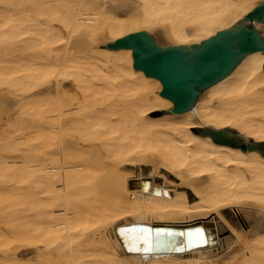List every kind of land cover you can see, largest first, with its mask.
I'll return each instance as SVG.
<instances>
[{
  "label": "bare ground",
  "instance_id": "bare-ground-1",
  "mask_svg": "<svg viewBox=\"0 0 264 264\" xmlns=\"http://www.w3.org/2000/svg\"><path fill=\"white\" fill-rule=\"evenodd\" d=\"M262 1L0 0V264H264V50L176 112L108 46L200 42ZM196 219L212 237L184 250L145 227Z\"/></svg>",
  "mask_w": 264,
  "mask_h": 264
},
{
  "label": "water",
  "instance_id": "water-1",
  "mask_svg": "<svg viewBox=\"0 0 264 264\" xmlns=\"http://www.w3.org/2000/svg\"><path fill=\"white\" fill-rule=\"evenodd\" d=\"M257 21L264 22V1L238 23L200 42L164 45L151 31L142 29L110 41L108 46L132 47L135 66L144 69L148 75L160 78L164 84L162 94L174 100V111L182 112L192 108L205 89L229 75L249 53L264 50V32L257 26ZM205 132L211 133L220 142L243 145L245 148L256 147V144L242 143L225 129ZM207 222L196 219L179 225H144L151 229L149 237L153 238L155 250H184L204 245L212 237L209 234L212 228L204 225ZM127 226L136 228L140 224ZM121 228L123 226H118L119 231ZM196 229H202L203 234L197 235ZM182 232L185 235H180ZM210 242L214 243L215 240Z\"/></svg>",
  "mask_w": 264,
  "mask_h": 264
},
{
  "label": "rangeland",
  "instance_id": "rangeland-1",
  "mask_svg": "<svg viewBox=\"0 0 264 264\" xmlns=\"http://www.w3.org/2000/svg\"><path fill=\"white\" fill-rule=\"evenodd\" d=\"M162 110H164V109H162ZM172 179H173V177H172ZM179 182H180V180L171 181L170 184H172V185H168V186H169V187H172V189H174L175 185H176L177 183H179ZM225 210L229 211L231 215L239 217L238 214H239L240 211H239V209H238L237 206H228V207H226ZM217 215H218L217 212H213L212 215L210 216V219L213 218V219L216 220ZM213 219H212V220H213ZM237 225H238V226H241L240 223H238ZM224 234H227V232H225Z\"/></svg>",
  "mask_w": 264,
  "mask_h": 264
},
{
  "label": "snow or ice",
  "instance_id": "snow-or-ice-1",
  "mask_svg": "<svg viewBox=\"0 0 264 264\" xmlns=\"http://www.w3.org/2000/svg\"><path fill=\"white\" fill-rule=\"evenodd\" d=\"M137 231L147 232L148 230L147 229L138 230L136 228H121L120 229V234L124 235L125 233H129V232L135 233ZM195 232H196L197 235H202L203 234V230L202 229H196ZM168 234L169 235H173L174 233H168ZM180 235H185V233L182 232V233H180Z\"/></svg>",
  "mask_w": 264,
  "mask_h": 264
}]
</instances>
